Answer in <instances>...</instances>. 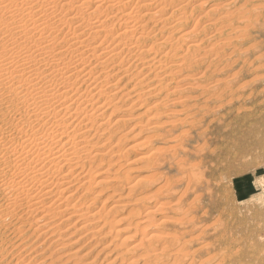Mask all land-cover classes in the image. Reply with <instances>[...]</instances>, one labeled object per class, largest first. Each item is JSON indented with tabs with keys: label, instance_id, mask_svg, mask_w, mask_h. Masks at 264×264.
<instances>
[{
	"label": "rangeland",
	"instance_id": "rangeland-1",
	"mask_svg": "<svg viewBox=\"0 0 264 264\" xmlns=\"http://www.w3.org/2000/svg\"><path fill=\"white\" fill-rule=\"evenodd\" d=\"M1 1L11 9L18 3L15 20L37 28L39 3L27 6L35 4L32 10L39 14L28 21L22 0ZM55 1L50 5L59 8L62 2ZM87 1L84 13L90 23L97 20L100 31L80 39L109 47L98 52V60L82 64L85 74L70 73L71 93L62 94L61 81L51 80L64 101L55 98L50 114L32 119L26 112L34 108L24 98L1 91L0 146L10 145L5 141L10 137L18 145L30 128L45 127L64 138L61 143L63 136H77L93 148L83 149L70 165L44 163L50 195L37 208L51 206L47 225L35 227L42 209L1 211L0 264H264V0H105L101 8L94 7L96 0ZM67 26L60 24L55 33L49 27L43 35L53 32L57 38L48 42L64 44L70 38ZM4 30L0 22V54L6 57L29 51L38 59L34 64L41 58L36 68L46 64L48 73L54 64L60 68L70 61H50L49 50L38 55L37 31L33 39ZM46 80L42 83L50 88ZM64 103L73 115L56 129L52 109H63ZM75 106L84 107L77 116ZM55 138L43 141L59 149ZM2 166L0 172L8 171ZM10 173H0L1 209L7 202L1 182ZM244 175L258 180L246 198L234 190L235 179ZM31 183L34 193L42 189L40 182Z\"/></svg>",
	"mask_w": 264,
	"mask_h": 264
},
{
	"label": "bare ground",
	"instance_id": "bare-ground-1",
	"mask_svg": "<svg viewBox=\"0 0 264 264\" xmlns=\"http://www.w3.org/2000/svg\"><path fill=\"white\" fill-rule=\"evenodd\" d=\"M1 1V0H0ZM4 1V0H2ZM1 1V2H2ZM12 1V0H10ZM16 1V0H15ZM55 1V0H54ZM56 1H60L62 3H60L59 8L57 6H51L54 2L53 0H22V4L19 6L23 8V5H25L26 7V13L24 14L25 18H29L28 21L30 20H33L35 19L34 16H38L37 13L35 12L36 10L35 9V4L34 6V11L32 10V7H27L30 3H39L40 6H41V10H40V14L41 16L43 17H38L37 20H39L38 22V25H37V21H33V23H36V26L37 28H32L34 25H30L28 27L30 28H27V27H24L22 26L23 24H20V21L19 20H15V13L16 11L18 10L17 8V4L16 3V9H11L9 7L10 5L9 4H5V5H2L0 6V15L2 14V16H0V22H3L5 24V30L6 32L9 34H11L10 32H15L14 34L12 35H16V32H22L24 33L25 36H29V37H35V35H38L37 36V39H34V46H35V52L38 53V55H40L42 52L45 53L46 50H49L48 53H50L51 55V60L49 58L50 61H61L60 59H63V60H66V58H70V61L64 66V67H60V68H56L59 66L55 65L54 62H53V66H51L52 64L50 62H48L47 64L49 66H51V70L50 72L48 73L47 71L50 69H44V67H46V64H44V66H42V70H40L41 68L39 66H37L38 68H36V64L38 65L39 62L41 63V58H40V61L38 63H33V61L35 60L37 62V58H36V55H33L32 53L31 54H28V52L26 53V51L22 52L20 55L16 54L17 52H15L13 54V51L12 53L9 54V56H5V54L1 55L0 54V96L2 95L1 91H4V90H8L11 91V92H15L14 94L16 95H13L18 99H23L24 98V102H26L25 104L28 105V108H30V106L34 109H29L27 113L28 117L29 118H35V119H38L39 115L41 114H50V107H49V103L50 101H53L55 98L57 99H60L59 97L62 96V94H67V91L68 90V83L71 81L72 77L70 74L71 72L73 73L74 71H77V73H80V72H86L85 70V64L88 63L90 61V58L92 59V57H95L97 58V60L99 59V54L98 52H101L103 51L104 49L108 48L109 46L107 47H103L101 45H96V46H92L89 44V42L87 43V41H83L85 38H82L83 40H81V36L82 35H91V33H93V37L95 38V34H98L99 31L97 30L98 28V23H97V20L96 22L94 20V22L90 23L88 21V13L87 15H85L84 13V8H86L87 6V3L90 2V1H87V0H56ZM55 1V3H56ZM105 0H96L94 2H97L95 3V8H101L105 5ZM109 1V0H108ZM113 1V0H112ZM153 1V0H152ZM7 2V1H6ZM231 2V1H230ZM3 3V2H2ZM0 3V5L2 4ZM21 3V2H20ZM58 3V2H57ZM112 3V2H111ZM114 3V2H113ZM12 4V3H11ZM51 4V5H50ZM71 4H74V6H72ZM222 4V3H221ZM14 5V4H13ZM68 5H71V9L70 11H68L67 9L70 8L67 6ZM110 5V4H109ZM145 5V4H144ZM165 5V4H164ZM213 5V4H212ZM237 5V4H236ZM263 5V4H262ZM161 6V5H160ZM218 6V5H217ZM216 6V7H217ZM37 8H39L37 5H36ZM90 7V6H89ZM108 7V6H107ZM57 8H58V11L57 12ZM24 9V8H23ZM151 9V8H150ZM238 8H235L234 10H236ZM156 10V9H155ZM161 10V9H160ZM96 11V10H95ZM99 11V10H98ZM130 12V11H129ZM154 12V11H153ZM156 12V11H155ZM243 12V11H242ZM22 13V12H21ZM36 13V14H34ZM127 13V12H126ZM131 13V12H130ZM227 13V12H226ZM225 13V14H226ZM129 15V14H128ZM131 15V14H130ZM146 15V14H145ZM157 15V14H156ZM154 15V17L156 16ZM132 16V15H131ZM22 17V16H21ZM133 17V16H132ZM234 17V16H233ZM94 18V17H93ZM92 18V19H93ZM125 18V17H124ZM222 18V16H221ZM245 18V17H244ZM26 19V20H27ZM98 19V18H97ZM127 19V18H126ZM131 19V18H130ZM135 19V18H134ZM151 19V18H150ZM52 20V21H51ZM90 20V19H89ZM103 19H101L102 21ZM106 20V19H105ZM125 20V19H124ZM215 20V19H214ZM126 21V20H125ZM132 21V20H131ZM76 22H79L76 24ZM122 22V21H121ZM30 23V22H29ZM28 23V25H29ZM133 23V21L131 22ZM68 25V29L71 31L70 32V35H66V36H70L69 39H66V37L64 38L65 41L63 42L64 44H61V45H53L54 43H51L50 42H53V40L57 37H55L53 34V32H50L49 35L47 36H44L43 35V31H47L49 30V27H51L50 29L53 28V31L55 33V31L58 29H55V27H58L59 25ZM75 24V25H74ZM104 24V23H103ZM136 24V22H135ZM233 23H231L232 25ZM3 24H1L2 26ZM71 25V26H70ZM248 25V24H247ZM4 26V25H3ZM10 26V27H9ZM124 26V25H123ZM134 26V24H133ZM131 26V27H133ZM138 26V25H137ZM247 27V26H246ZM137 28V27H136ZM222 28V27H221ZM103 29V28H102ZM4 30V32H5ZM60 30V29H59ZM58 30V31H59ZM127 30V28H126ZM219 30V29H218ZM35 31H37V34H35ZM50 31V30H49ZM217 31V30H216ZM221 31V30H220ZM44 32V33H45ZM46 32V33H47ZM123 32V31H122ZM21 33V34H22ZM35 35H34V34ZM126 32H123V35H125ZM149 33V32H148ZM244 33V32H243ZM19 34V33H18ZM20 34V35H21ZM48 34V33H47ZM132 34V33H130ZM122 35V34H121ZM149 35V34H148ZM9 36V35H8ZM19 36V35H18ZM106 36V35H105ZM132 36V35H131ZM14 37V36H13ZM11 37V39L13 38ZM17 37V36H15ZM85 37V36H84ZM1 38V37H0ZM24 38V37H23ZM36 38V37H35ZM49 38V39H48ZM139 38V37H138ZM231 38H234V37H231ZM22 39V38H21ZM59 39V38H58ZM93 39V38H92ZM97 39V38H96ZM136 39V38H135ZM227 39V38H225ZM229 39V38H228ZM23 40V39H22ZM25 40V39H24ZM28 40V39H27ZM32 40V39H31ZM56 40V39H55ZM54 40V41H55ZM62 40V39H61ZM98 40V39H97ZM102 40V39H101ZM121 39H119L120 41ZM224 40V39H223ZM26 41V40H25ZM50 41V42H48ZM59 41V40H58ZM105 41V40H104ZM102 41V42H104ZM108 41V40H107ZM106 41V42H107ZM220 41V40H219ZM48 42V43H47ZM109 42V41H108ZM125 42V41H124ZM238 42V41H237ZM220 43V42H219ZM239 43V42H238ZM2 44V42H1ZM8 44V43H7ZM25 44V43H24ZM102 44V43H101ZM113 44V43H112ZM125 44V43H124ZM228 44V43H227ZM13 45V44H12ZM115 45V44H114ZM214 45V43H213ZM223 45V44H222ZM230 45V42L229 44ZM4 46V45H3ZM25 46V45H24ZM106 46V45H105ZM111 46V45H110ZM127 46V45H126ZM236 46V45H235ZM234 46V47H235ZM11 47V46H9ZM250 47V46H249ZM19 48V46L17 47ZM2 49V48H1ZM5 49V48H3ZM11 50L13 48H10ZM60 49V50H58ZM199 49V48H198ZM215 49V48H214ZM10 50V51H11ZM19 50V49H18ZM22 50V49H21ZM25 50V49H24ZM108 50V49H107ZM141 50V49H139ZM210 50H213V49H210ZM113 52L114 50H110V52ZM116 51V50H115ZM114 51V52H115ZM129 51V50H128ZM4 52V51H3ZM5 52H8L7 50H5ZM34 52V53H35ZM109 52V50H108ZM109 52V53H110ZM141 52V51H140ZM19 53H20V50H19ZM35 53V54H36ZM116 53V52H115ZM118 53V52H117ZM206 54V53H205ZM246 54V53H245ZM14 55V56H12ZM42 55V54H41ZM40 55V56H41ZM47 55V54H46ZM203 55V54H201ZM200 55V56H201ZM208 55V53H207ZM214 55V54H212ZM5 56V57H4ZM15 56H18L17 59L13 58ZM43 56V55H42ZM41 56V57H42ZM85 56V57H84ZM230 56V55H228ZM38 57V56H37ZM48 57H50L48 55ZM198 57V56H197ZM39 58V57H38ZM86 60H85V59ZM224 58V57H223ZM249 58V57H248ZM33 59V61H32ZM44 59V58H43ZM42 59V60H43ZM47 59L45 61H47ZM48 60V61H49ZM62 60V61H63ZM34 61V62H35ZM68 61V59H67ZM88 61V62H87ZM106 61V60H105ZM158 61V60H157ZM247 61V60H246ZM65 62V61H64ZM160 62V61H159ZM158 62V63H159ZM221 62V61H220ZM235 62V61H234ZM256 62V61H255ZM51 65H50V64ZM83 63L84 66L82 65ZM100 62H98L99 64ZM102 63V62H101ZM245 63V62H244ZM64 64V63H63ZM62 64V66H63ZM160 64V63H159ZM254 64V63H253ZM14 65L16 67H21L20 71L17 70ZM197 65V64H196ZM12 66L15 68V70L17 71H13L12 69ZM61 66V65H60ZM48 67V66H47ZM12 68V69H10ZM40 68V69H39ZM91 70V69H90ZM214 71V70H213ZM17 72V74H16ZM44 72H47L48 74H43ZM81 73V74H83ZM88 73V72H87ZM139 73V72H138ZM43 74V76H42ZM85 74V73H84ZM74 75V74H73ZM42 76V77H41ZM82 76V75H81ZM84 76V75H83ZM198 76V75H197ZM250 76V75H249ZM200 77V76H199ZM236 77V76H235ZM52 78V79H50ZM54 79H57L59 81H61V83L63 84L62 87H60L59 89H62L63 90V93L62 91H60L61 93L59 94L58 90H53L52 88V85H51V80ZM80 78V76H79ZM42 79L43 80H46L45 83L47 82V84L49 83V85H51L50 88H47L45 87V85H43L44 83H42ZM255 79V78H254ZM258 79V78H257ZM41 80V82H40ZM56 80V81H57ZM82 80V79H81ZM58 81V82H59ZM106 81V80H105ZM218 81V80H217ZM216 81V82H217ZM224 81V80H223ZM225 82V81H224ZM42 83V84H41ZM75 83V82H73ZM72 83V84H73ZM196 83V82H194ZM72 84H70L71 86H73ZM242 84V83H241ZM47 85V86H49ZM53 85H55V87L57 88V86H59L60 84H55V81L53 82ZM75 85V84H74ZM216 85V84H215ZM102 86V84H101ZM244 86V85H243ZM76 87V86H75ZM97 89V87H95ZM100 88V87H99ZM74 89V88H73ZM71 90V91H79V89H74V90ZM83 90V89H82ZM88 90V88H87ZM243 90V88H242ZM58 91V92H57ZM92 91V90H91ZM214 91V90H213ZM57 92V94H56ZM70 92V91H69ZM223 92V91H222ZM71 93V92H70ZM101 93V92H100ZM103 93V92H102ZM116 93V92H115ZM11 94V93H10ZM74 94V93H73ZM93 94V93H92ZM69 95L71 94H68V97ZM99 95V94H98ZM103 95V94H102ZM216 95V94H215ZM5 96V95H4ZM65 96V95H64ZM79 96V94H78ZM77 96V97H78ZM76 96L74 98H76L75 102L76 104H80V100L77 98ZM13 98V97H12ZM74 98H73V101H74ZM62 99V98H61ZM60 99V100H61ZM64 99V97H63ZM62 99V100H63ZM67 99V98H66ZM72 99V97H71ZM70 99V100H71ZM12 100V99H11ZM83 100V99H82ZM94 100V99H93ZM64 101V100H63ZM67 101V100H66ZM87 101V100H86ZM79 102V103H77ZM59 103V101H58ZM73 103V102H72ZM106 103V102H105ZM22 104V103H21ZM51 104V103H50ZM57 104V103H56ZM70 104V102H69ZM82 104V103H81ZM74 105V104H73ZM56 106V105H55ZM59 106V104H58ZM62 106H65L63 109L59 107L58 111L55 110V109H52L53 111V114L55 115V118L54 120L55 121H52V125H54V127H57L55 124L57 123V125H61L62 123H64L65 121V117L67 118V116L70 115H73L72 113H66L67 110H70L71 107L68 105H64L62 104ZM61 106V107H62ZM85 106V105H84ZM99 106V105H98ZM53 107V106H52ZM81 107V106H80ZM80 107H76L75 106V110H74V114L75 116H77V113L80 114L84 107H82L83 109H79ZM97 107V106H96ZM54 108V107H53ZM101 108V107H100ZM100 108H95V110L97 109V111L100 110ZM105 108V107H104ZM103 108V109H104ZM77 109L79 111H77ZM28 110V109H26ZM72 111V110H71ZM85 111V110H84ZM1 112V111H0ZM70 112V111H69ZM87 112V110H86ZM101 112V111H100ZM98 113V114H101V113ZM93 113V112H92ZM52 114V113H51ZM85 114V113H84ZM85 116H87L88 119H91V114L87 112V115L85 114ZM51 117V115H50ZM63 117V118H62ZM71 117V116H70ZM73 117V116H72ZM83 119V117H81ZM80 118V120H81ZM94 118V117H93ZM47 119V118H46ZM64 119V120H63ZM31 120V119H29ZM53 120V118H52ZM34 121V120H33ZM88 121V120H87ZM48 122V121H47ZM70 122V121H69ZM50 123V122H49ZM86 123V122H85ZM34 124V123H33ZM32 124V125H33ZM80 124V123H79ZM83 124V123H82ZM46 125V124H45ZM48 125V124H47ZM63 125V124H62ZM39 126V125H38ZM49 126V125H48ZM65 126V124H64ZM47 127V126H46ZM51 127V126H49ZM52 127V128H54ZM74 127V126H73ZM39 128H42V127H39ZM43 129V128H42ZM45 130L41 131V129L39 130H35L33 128H30L29 130V133L24 134L22 135L21 137H18L19 139H22L20 142H18V145H15L14 143V139L13 138H7L5 139L6 141V144L7 143H11L10 145L6 146V145H1L0 146V166L3 165L2 167H6L8 168V171L11 170L12 173H10V177L8 179H4L3 182H1V191L3 190L4 192V195H5V198L7 200L6 203H4V207L3 209L0 208V213L1 211L4 212V211H9V212H16V210H18L21 206L23 207H26L27 211L30 213H35V211L38 210L37 208V205L40 203L42 204V199H47L50 195V188L47 189L48 187V179L46 177L47 175V170L44 169V166L46 164L48 165H51V166H56L60 163V162H65L67 164H71L72 161H75L77 159H79L80 157V152L81 151H84L83 149H86L87 151L89 150L87 147H89L90 145V148H93V146L90 144L89 140H86L84 138L80 139V140H76L77 136H70L71 138H67L66 136H63L65 137L66 139L64 140V142L61 143V140H63L64 138H61L58 139V138H55L56 135L54 134V132L51 131L48 132V129H46L44 127ZM55 130V128H54ZM60 130H61V134H63L64 130L61 129L60 127ZM75 130V129H74ZM21 131V130H20ZM41 131V132H40ZM56 132L58 130H55ZM67 131V130H66ZM43 132V135L47 138L48 137H51V138H55L58 139L55 141L54 144H61V147L64 148L65 146L69 145L68 149H65L63 151H60L59 149H56L55 147H53L52 145L50 147L47 146V144L45 145L44 141H43V137L42 134L40 135V133ZM22 133V132H21ZM58 134V133H56ZM67 134V133H66ZM59 135V134H58ZM70 135V134H69ZM73 135V134H72ZM14 136V135H13ZM60 136V135H59ZM62 136V135H61ZM69 137V136H68ZM76 137V138H75ZM79 138V137H78ZM18 141V140H17ZM16 141V143H17ZM48 141V139H47ZM54 141V140H53ZM51 142V140H50ZM104 145V144H103ZM17 146L20 148V150H18ZM58 146V145H57ZM69 151V153H68ZM90 152V151H88ZM86 153V152H85ZM95 153V152H94ZM30 158V159H29ZM81 158V157H80ZM46 163V164H44ZM64 164V163H63ZM62 165V164H61ZM60 165V166H61ZM77 165V164H76ZM81 165V164H80ZM65 166V165H64ZM63 167V166H62ZM52 168V167H51ZM58 168V167H57ZM60 168V167H59ZM54 170V169H52ZM69 170V169H68ZM71 170V168H70ZM8 171H4L2 170V172L0 173H5V176L6 174L8 173ZM58 171V170H57ZM52 172V171H51ZM72 172V171H71ZM79 173V171L77 172ZM53 174V173H52ZM65 174V173H64ZM8 175V176H9ZM49 175V174H48ZM72 175V173H71ZM2 176V175H1ZM46 177V178H45ZM73 177V176H72ZM51 179V178H50ZM65 180L67 178H64ZM40 182V184L42 185V189L36 193H34V191H31L28 186L30 187V185H28L29 183H33V182ZM62 182L64 180H61ZM76 181V180H75ZM56 182V181H55ZM65 182V181H64ZM69 182H70V179H69ZM31 183V184H32ZM71 183V182H70ZM39 184V185H40ZM55 184V183H54ZM40 185V187H41ZM53 185V184H52ZM60 185V184H59ZM58 185V186H59ZM61 185H65V184H61ZM60 185V186H61ZM69 185V184H68ZM71 186H73V184L71 183L70 184ZM32 186V185H31ZM59 186V187H60ZM61 189V188H59ZM63 189V188H62ZM64 189H65V186H64ZM52 192V191H51ZM61 192V191H60ZM69 192V190L67 191ZM62 193H64V190H62ZM61 193V194H62ZM73 193V192H72ZM69 194V193H68ZM3 195V194H2ZM58 196V195H57ZM67 196V195H66ZM4 198V200H5ZM69 198V197H68ZM3 199V198H2ZM67 199V197L65 198ZM42 202V203H41ZM51 202V201H50ZM49 202V203H50ZM1 203V202H0ZM61 203V202H60ZM3 204V203H2ZM6 204V205H5ZM39 204V205H40ZM45 204V203H44ZM51 204V203H50ZM56 205V204H54ZM45 206V205H44ZM53 206V205H52ZM51 207V206H50ZM48 208L46 210H43L44 207H42V216L39 215V217H37V220H38V223H37V229H40L42 227H44L46 224V222L44 221L45 220V212L47 213L51 208ZM60 207V206H59ZM65 207V206H64ZM18 208V209H17ZM39 209V210H41ZM23 210V209H22ZM38 210V211H39ZM37 211V212H38ZM22 212V211H20ZM25 212V211H24ZM51 212V211H50ZM10 213V214H11ZM23 213V212H22ZM33 213V214H34ZM82 213V212H81ZM81 213H79L78 215H80ZM6 214V213H5ZM4 214H2V217H3ZM9 215V214H8ZM15 213L12 215L14 216ZM77 215V216H78ZM10 216V217H12ZM19 216V215H18ZM5 217V216H4ZM30 217V216H29ZM70 217V216H69ZM79 217V216H78ZM82 217V215H81ZM13 218V217H12ZM18 218H21L20 216ZM51 218V217H50ZM77 218V217H76ZM80 218V217H79ZM3 219V218H2ZM71 219V218H70ZM7 221L6 219L4 220V222ZM49 221V220H48ZM94 221V220H93ZM96 221V219H95ZM4 222H1V223H4ZM22 224V223H21ZM20 224V225H21ZM76 224V222H75ZM16 225V224H15ZM33 226V225H31ZM84 226V225H83ZM48 227V226H47ZM46 228V227H45ZM80 228V227H79ZM100 228V227H99ZM97 230V229H96ZM99 230V229H98ZM101 231V230H100ZM80 237V236H79ZM24 248V247H23ZM165 249V248H164ZM78 250V249H77ZM28 251V250H27ZM163 251V250H161ZM157 256V255H156ZM48 264V263H47Z\"/></svg>",
	"mask_w": 264,
	"mask_h": 264
},
{
	"label": "crops",
	"instance_id": "crops-1",
	"mask_svg": "<svg viewBox=\"0 0 264 264\" xmlns=\"http://www.w3.org/2000/svg\"><path fill=\"white\" fill-rule=\"evenodd\" d=\"M248 176L247 175L239 176L234 181V184H235L234 190L236 188L235 192H237L238 195H240L241 197H244V198H246V196L250 194L249 192L252 191V189L256 187L255 182L258 181L257 175H250L249 177ZM262 178L264 180V173H263ZM250 179H252L254 181L251 182Z\"/></svg>",
	"mask_w": 264,
	"mask_h": 264
}]
</instances>
